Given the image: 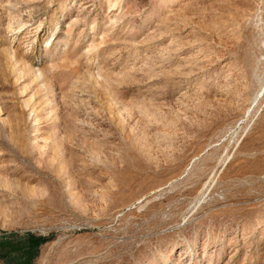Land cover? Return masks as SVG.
<instances>
[{
  "label": "rangeland",
  "instance_id": "obj_1",
  "mask_svg": "<svg viewBox=\"0 0 264 264\" xmlns=\"http://www.w3.org/2000/svg\"><path fill=\"white\" fill-rule=\"evenodd\" d=\"M9 234L31 264H264V0H0Z\"/></svg>",
  "mask_w": 264,
  "mask_h": 264
},
{
  "label": "trees",
  "instance_id": "obj_2",
  "mask_svg": "<svg viewBox=\"0 0 264 264\" xmlns=\"http://www.w3.org/2000/svg\"><path fill=\"white\" fill-rule=\"evenodd\" d=\"M45 238L9 234L0 242V256L13 264H31Z\"/></svg>",
  "mask_w": 264,
  "mask_h": 264
}]
</instances>
